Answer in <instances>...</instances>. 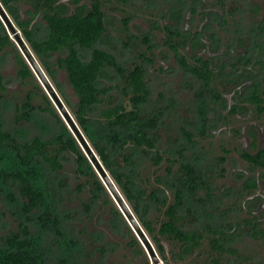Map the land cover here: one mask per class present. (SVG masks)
<instances>
[{"label": "rangeland", "instance_id": "374dc122", "mask_svg": "<svg viewBox=\"0 0 264 264\" xmlns=\"http://www.w3.org/2000/svg\"><path fill=\"white\" fill-rule=\"evenodd\" d=\"M62 1L68 5L69 10L74 9L72 0ZM91 1L82 0L81 3L89 7ZM102 1L107 30L99 43L100 47L111 52L119 62L129 61L131 53L137 52L135 48L130 47L129 50L123 44L126 33L122 30L121 18L124 16L131 18L128 23L131 33L137 36L149 33L154 44V62L148 66L146 74L151 100L142 106L141 115L155 122L153 132L156 148L174 152L181 146H187L184 152L186 160L204 170L210 181L211 196L206 204L197 206L192 203L187 206L189 211L184 209L185 226L197 227L210 223L221 230L220 242L236 251L232 256L225 255L223 264H264V168H251L239 155L242 150L255 153L264 149V112L258 114L254 106L237 96L249 94L256 81L264 85V0H224L223 7L218 0H129L126 4L115 0ZM14 7L20 19L33 17L28 4L17 2ZM8 17L22 36L13 18L10 15ZM223 17L226 23H223ZM0 20L14 41L13 33L1 17ZM151 24L155 26L152 27ZM31 25L35 36L45 34L46 24L41 17H34ZM164 26L193 35V40L183 52L189 57L209 58L217 72L212 92L217 91L219 98L215 99L212 92L204 94L210 106L204 135L197 131V92L201 84L191 74L180 69L173 54L163 44ZM259 42L260 48L257 46ZM14 43L16 45L15 41ZM137 43L138 50H145L144 43ZM57 56V53L50 56V61H55ZM238 56H250L249 66L239 65L240 68L236 70L231 62H235ZM17 71L15 53L11 47H6L0 53V75L6 85L0 104V128L12 132L20 141H28L34 136L50 139L63 128L49 112L35 108L30 111L29 120L22 119L19 123H14L16 107L24 109L22 104L28 101L27 95L33 87V79H21ZM45 75L73 117L65 100L74 105L77 97L68 83L65 71L55 66L53 78L47 73ZM34 77L48 95L35 73ZM116 82V73L108 69L98 84L105 87L113 86ZM48 97L70 130L53 100L49 95ZM122 101L128 103L113 88L106 94L105 101L94 107L92 114L98 115L102 107ZM29 103L35 107L45 105L39 94L34 95ZM182 129L193 133L192 143L187 144ZM126 154L128 151H124L119 160L124 162L122 156ZM220 156L225 157L222 163L217 160ZM12 158V153L0 151L1 166L9 165ZM175 158L178 160L174 163L163 161L159 166L142 158L138 164L142 185L147 190L157 186L155 178L165 176L166 166H171L175 172L179 161H182L177 154ZM61 163V170L51 173L50 177L55 179L54 185L57 186L60 197L57 206L68 215L64 223L66 230L83 243L84 253L79 264H147L146 260H149V264H156L124 217L141 247L130 243L131 235L125 224L112 216L110 205L105 204L102 198L91 204L89 211L85 210L82 203H89L91 186L84 183L87 178L85 175L81 176L76 172L75 155L63 152ZM46 169L43 165V170ZM99 178L101 179L100 176ZM249 180L256 181V187L251 190L245 187ZM101 181L103 182L102 179ZM82 183L85 186L79 190L78 185ZM205 192L206 190H200L199 195L205 197ZM167 195L168 202H171V193L167 192ZM19 200L16 191L0 190V245L1 238L9 230L18 229L20 219L10 212ZM113 201L119 208L117 202ZM161 216V212L157 210L150 215L153 219ZM30 228L34 230V225L31 224ZM164 244L170 257L171 249L175 246L168 241H164ZM208 247L205 240L201 254L194 253L184 261L172 262L209 264L206 256ZM58 254L59 251L54 248L52 257L58 258ZM155 254L157 264H165L156 251ZM51 262L59 264L61 261L57 263L54 259V263L51 259Z\"/></svg>", "mask_w": 264, "mask_h": 264}, {"label": "trees", "instance_id": "16d2710c", "mask_svg": "<svg viewBox=\"0 0 264 264\" xmlns=\"http://www.w3.org/2000/svg\"><path fill=\"white\" fill-rule=\"evenodd\" d=\"M81 1H71L75 5L73 10H69L62 0H0V3L15 21L41 68L51 78L54 77L53 67L65 71L68 83L77 97L74 105L65 100L73 119L161 260L165 264H175L172 261H184L194 253L201 254L200 250L206 240L209 245L206 255L209 264H223V257L232 256L236 251L220 242L221 230L210 223L197 227L185 226L184 209L189 211L187 206L192 203L204 206L211 196L207 173L186 160L184 152L187 146H181L174 152L156 148L153 132L155 122L141 115L142 106L151 100V90L146 80L148 66L154 62V44L150 34L137 36L131 33L128 25L130 16L122 17V30L126 33L123 44L129 50L130 47L135 48L137 52L131 53L129 61L119 62L111 52L99 46L107 30L104 2L92 0L87 7ZM115 1L126 4L129 0ZM17 2L28 4L33 17L20 19L14 7ZM218 3L223 7L224 0H218ZM37 16L46 24V32L41 37L35 36L31 25ZM223 23H226L224 17ZM164 30L163 44L173 54L180 69L191 74L201 84L197 92V131L204 135L210 110L204 94L213 91L217 72L209 58L189 57L183 52L193 40V35L168 26H164ZM138 41L146 45L145 50L137 49ZM257 46L261 47L260 42ZM6 47H11L15 53L19 77L33 79V87L27 95L28 101L22 104L24 109H15L14 123H19L22 119L29 120L30 111L38 108L53 114L63 130L50 139L34 136L28 141H20L12 132L0 128V151H8L13 155L9 165H0V190H14L20 198L10 212L20 219L19 226L17 230H9L1 238L0 264H52L51 259L53 262L55 259L57 263L61 261V264H79L84 253L83 243L66 230L64 223L68 215L57 206L60 197L57 186L54 185L55 179L50 177L51 173L61 170L63 152L75 155L76 172L81 176L85 175L87 178L84 183L91 186L89 203H82L85 210L89 211L91 204L102 198L105 204L110 205L112 216L125 224L131 235L130 243L141 247L111 194L72 132L56 112L48 95L35 80L33 70L0 20V53ZM56 53L58 56L55 61H50V56ZM250 62V56H238L231 65L238 70L239 65L247 67ZM108 69L116 73L117 82L113 86L101 87L98 84L99 79ZM113 88L128 103L122 101L104 106L98 115H93L94 107L103 103L106 94ZM5 90L6 85L0 75V104ZM36 94L41 95L45 105H30L29 101ZM212 95L215 99L219 98L217 91L212 92ZM237 96L254 106L258 114L264 112V85L260 81L253 83L249 94ZM182 132L187 144L192 143L193 133L186 129H182ZM124 151H128V154L122 156V162L119 156ZM176 154L182 159L177 170L174 172L171 166H166L165 176L155 178L158 185L147 190L139 179L138 164L141 159L147 158L153 165L159 166L163 161H177ZM239 155L251 168H264V149L255 153L242 150ZM224 159V156L217 158L221 163ZM43 165L47 167L46 170H43ZM84 183L78 185L79 190L85 186ZM245 185L251 190L256 187V181L249 180ZM200 190H206L205 197L199 195ZM167 192L173 197L171 202H168ZM154 210L161 212L159 219L150 217ZM31 224L34 225V230L30 228ZM164 241L175 246L171 249L170 257L166 253ZM54 248L59 251L58 258L52 257ZM146 263L149 264V260Z\"/></svg>", "mask_w": 264, "mask_h": 264}, {"label": "water", "instance_id": "95a60500", "mask_svg": "<svg viewBox=\"0 0 264 264\" xmlns=\"http://www.w3.org/2000/svg\"><path fill=\"white\" fill-rule=\"evenodd\" d=\"M0 17L3 19L7 27L10 29V31L13 33L14 41L16 42V45L18 46L20 52L23 54L24 58L30 65L31 69L37 76V78L40 80L42 86L50 96V98L53 100L54 104L56 105V108L61 113L62 117L64 118L66 124L70 128V131L78 141L79 145L81 146L82 150L84 151L85 155L89 159L90 163L92 164L93 168L96 170L98 175L101 177V179L104 182V185L106 186L107 190L111 194L112 198L117 202L120 211L126 218V220L129 222L135 233L137 234L140 241L145 245L147 252L149 253L150 257L153 259V261L157 264V258L155 254V250L153 249L151 242L147 238L145 232L135 219L133 213L129 209L127 203L123 199L121 193L109 177V175L106 173L101 160L97 156V154L94 152V150L91 148L87 140L85 139L83 133L79 129L77 123L57 95L55 89L52 87L51 83L49 82L47 76L45 75V72L39 65L38 61L36 60L35 56L33 55L32 51L28 47L27 43L23 39V37L20 35L19 31L15 29L13 24L11 23V20L9 19L5 9L0 3Z\"/></svg>", "mask_w": 264, "mask_h": 264}]
</instances>
